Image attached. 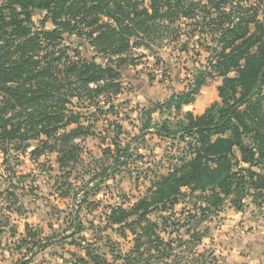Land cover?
<instances>
[{"label":"trees","instance_id":"1","mask_svg":"<svg viewBox=\"0 0 264 264\" xmlns=\"http://www.w3.org/2000/svg\"><path fill=\"white\" fill-rule=\"evenodd\" d=\"M206 2L210 3L208 16L210 8L216 14L211 20L215 56L210 66L221 77L219 99L199 115L185 111L175 130L165 125L158 128L160 135L186 139L180 165L161 176L150 194L130 208L109 206V228L117 225L121 235L128 230L133 236L126 253L112 254L120 264H210L205 255L197 254L202 259L195 261L193 257L184 259L182 252L176 251L199 240L198 230H191L188 240L179 235L163 238L159 224L148 215L171 210L185 196L182 188L192 193L200 191L204 201L198 206L201 213L220 206L229 197L234 206L240 207L249 188L260 195L264 190V8L258 18L256 13L248 14L250 10L238 0ZM200 6L199 0H150L148 7L140 0H0L3 164L10 150H21L31 140L37 141L29 150L32 160L44 152H56L60 168L71 160L75 162L79 148L71 140L85 128L78 126L79 132L78 128L65 132L78 122L76 113L67 112L65 105L82 95L97 98L102 89L117 92L120 67L128 63L119 56L113 64L110 55L128 49L129 35L136 30L147 33L156 18L190 17ZM35 15L39 17L38 26ZM86 40L93 51H87ZM64 41L71 44L73 56L67 54L68 46H61ZM102 56H107L106 63L101 62ZM194 82L200 86L203 79L197 75ZM195 92L183 91L152 104L143 129L150 128L152 112L163 107L180 110L181 105L194 100ZM60 130L64 132L58 134ZM112 143L121 150L120 142ZM128 149V144L122 148L124 157L129 156ZM4 171L10 175L13 170L6 165ZM4 181L0 172V186ZM170 216H161L163 226L172 223V231H177L181 224L171 222ZM72 220L80 227L77 214ZM96 246L86 242V256L92 264H107L94 253ZM75 256L70 252L73 264H85L83 258Z\"/></svg>","mask_w":264,"mask_h":264},{"label":"rangeland","instance_id":"2","mask_svg":"<svg viewBox=\"0 0 264 264\" xmlns=\"http://www.w3.org/2000/svg\"><path fill=\"white\" fill-rule=\"evenodd\" d=\"M238 1L250 10L248 14L256 13L261 18L264 0ZM140 2L147 7L150 4V0ZM199 2L200 8L190 17L156 18L147 33L134 31L128 37V49L110 55L113 64L119 56L128 63L120 67L117 92L102 89L97 98L82 95L65 105L67 112L76 113L78 119L65 132L72 128L79 132L78 126L86 131L80 130L71 140L79 148L75 162L71 160L60 168L56 152H44L32 160L29 150L37 144L33 140L21 150H10L5 156L7 163L3 164L0 153V172L5 180L0 186V264H73L70 252L83 258L85 264H92L84 249L86 242L96 243L94 253L107 264H120L112 254L126 253L133 236L128 230L121 235L117 225L109 228V206L130 208L150 194L161 176L180 165L186 139L160 135L158 128L165 125L175 130L185 111L199 115L219 99L221 77L210 66L215 56L211 20L216 14L210 8L208 16L210 3ZM38 19L37 15L33 17L36 26ZM61 46H68L67 54L74 55L68 41ZM85 46L93 51L89 40ZM106 58L102 56L101 62L106 63ZM197 75L203 79L200 86L194 82ZM194 89L191 103L181 105L180 110L157 109L151 114L150 128L143 129L152 104ZM113 140L122 148L129 145L128 157L123 156L122 148L118 151L114 147ZM6 165L12 167L10 175L4 171ZM182 192L185 196L180 202L163 213L171 214V222H180L177 231H172V223L164 228L160 212L148 217L159 224L163 238L179 235L188 240L191 230L199 231L200 238L192 246L176 248L184 259L193 257L197 261L205 255L210 264H264V190L260 195L249 188L240 207L234 206L229 197L203 213L198 208L204 202L200 191L192 193L182 188ZM75 214L80 227L72 220Z\"/></svg>","mask_w":264,"mask_h":264},{"label":"crops","instance_id":"3","mask_svg":"<svg viewBox=\"0 0 264 264\" xmlns=\"http://www.w3.org/2000/svg\"><path fill=\"white\" fill-rule=\"evenodd\" d=\"M200 113H202V112H199L198 114H200Z\"/></svg>","mask_w":264,"mask_h":264}]
</instances>
